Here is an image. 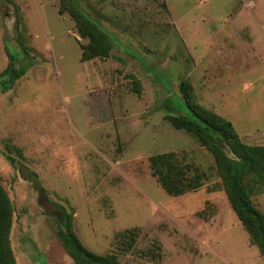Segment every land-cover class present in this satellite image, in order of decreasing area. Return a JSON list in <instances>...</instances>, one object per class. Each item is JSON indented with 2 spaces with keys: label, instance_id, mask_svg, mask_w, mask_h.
<instances>
[{
  "label": "rangeland",
  "instance_id": "1",
  "mask_svg": "<svg viewBox=\"0 0 264 264\" xmlns=\"http://www.w3.org/2000/svg\"><path fill=\"white\" fill-rule=\"evenodd\" d=\"M77 2L111 35L109 57L81 59L89 39L59 13L61 0H0L3 66L7 50L26 68L0 89V184L16 263L77 264L51 217L58 203L86 248L121 264H192L200 251L206 264H264L213 155L174 128L165 116L176 113L164 107L186 112L179 84L187 80L198 104L264 146V0ZM168 152L200 174L201 188L167 194L149 158ZM256 177L243 183L264 213Z\"/></svg>",
  "mask_w": 264,
  "mask_h": 264
},
{
  "label": "trees",
  "instance_id": "2",
  "mask_svg": "<svg viewBox=\"0 0 264 264\" xmlns=\"http://www.w3.org/2000/svg\"><path fill=\"white\" fill-rule=\"evenodd\" d=\"M61 5L59 13L68 12L81 35L89 39V43L81 48V59L86 61L96 57H109L113 47L109 32L95 18H92L77 0H61ZM18 25L17 20L16 33H19ZM15 41L22 54H30L20 36ZM6 52L8 63L0 73L2 92L12 88L15 81L26 72V68L19 65V59L9 51L6 50ZM136 84H140L137 79ZM179 88L186 112H180L181 110H178L173 101L171 103L168 101L164 107L176 114L168 113L165 118L174 128L191 134L213 155L233 212L248 231L252 243L264 256V213L253 203L247 191L248 187L243 183L249 172H254L258 181L259 179L261 182L264 181V146L245 143L229 120L198 104L193 94V87L187 80L181 81ZM7 159L12 165L16 160L10 155H7ZM149 164L152 176L170 196L178 197L202 187L200 174L192 172L189 165L181 163L172 152L151 156ZM37 185L40 192L47 197L45 188L39 183ZM56 204L58 210L51 214V217L60 225L57 236L77 264H121L113 255H100L86 248L73 230L72 213L64 205ZM11 229V201L0 184V264H17L11 247Z\"/></svg>",
  "mask_w": 264,
  "mask_h": 264
},
{
  "label": "crops",
  "instance_id": "3",
  "mask_svg": "<svg viewBox=\"0 0 264 264\" xmlns=\"http://www.w3.org/2000/svg\"><path fill=\"white\" fill-rule=\"evenodd\" d=\"M257 20L259 19V17L258 16H256L255 17ZM254 18V19H255ZM3 27H2V24L0 23V52H1V54H0V56H1V58H0V73L4 70V68L6 67V65H5V67L3 66V62H2V56H4V45H3V42H2V29ZM262 31H264V28L262 29ZM261 36H264L263 34H261V32L260 31H257ZM6 52V51H5ZM3 54V55H2ZM4 67V68H3ZM233 211V210H232ZM233 214L235 215V217L238 219V217L236 216V214L233 212ZM239 220V219H238ZM240 221V220H239ZM241 222V221H240ZM242 223V222H241ZM243 225V224H242ZM244 226V225H243ZM250 236V235H249ZM205 253L204 252H199L197 255H194L193 257H191L192 258V264H206V261H208V258H205Z\"/></svg>",
  "mask_w": 264,
  "mask_h": 264
}]
</instances>
